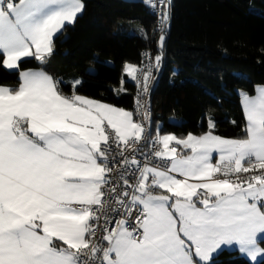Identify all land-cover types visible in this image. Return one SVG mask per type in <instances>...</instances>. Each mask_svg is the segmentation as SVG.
Listing matches in <instances>:
<instances>
[{
  "label": "snow or ice",
  "instance_id": "obj_1",
  "mask_svg": "<svg viewBox=\"0 0 264 264\" xmlns=\"http://www.w3.org/2000/svg\"><path fill=\"white\" fill-rule=\"evenodd\" d=\"M144 3L158 9L163 49L172 0ZM84 9V0H0V67L19 73L16 88L0 85V264H212L233 245L257 261L264 86L239 93L241 138L215 134L211 117L200 134H153L143 97L162 52L124 65L135 112L79 94L80 79L66 95L45 70H21L28 59L45 65Z\"/></svg>",
  "mask_w": 264,
  "mask_h": 264
},
{
  "label": "trees",
  "instance_id": "obj_2",
  "mask_svg": "<svg viewBox=\"0 0 264 264\" xmlns=\"http://www.w3.org/2000/svg\"><path fill=\"white\" fill-rule=\"evenodd\" d=\"M84 3L75 24L56 37L47 63L28 59L21 70H45L63 82L66 95L80 79L79 94L135 112L137 86L124 65L142 66L145 52H162L151 88L153 134L157 128L161 134H200L211 117L215 134L243 137L239 93L253 95L264 86V0H172L163 49L159 23L144 0ZM121 80L127 91L117 95ZM18 81V72L0 67V85L16 88ZM212 264L250 263L236 250H223Z\"/></svg>",
  "mask_w": 264,
  "mask_h": 264
},
{
  "label": "built area",
  "instance_id": "obj_3",
  "mask_svg": "<svg viewBox=\"0 0 264 264\" xmlns=\"http://www.w3.org/2000/svg\"><path fill=\"white\" fill-rule=\"evenodd\" d=\"M148 8H149V12L155 16V18L157 19V23H159V16H158V9L156 11H154L149 5H148ZM151 53V52H150ZM152 55V58H153V62H154V54H151ZM146 58L143 59V63H142V66L144 63H146ZM156 72L157 70L154 68L153 71H152V75L155 77L156 75ZM154 80H152L151 84H150V90H149V93L147 95H145L143 97V100L146 102L148 108L150 109V112H151V130H152V125H153V113H152V96H151V88H152V84H153ZM137 96V87H136V94H135V98ZM135 109H136V103H135ZM137 119H139V117H137ZM153 132V130H152Z\"/></svg>",
  "mask_w": 264,
  "mask_h": 264
},
{
  "label": "crops",
  "instance_id": "obj_4",
  "mask_svg": "<svg viewBox=\"0 0 264 264\" xmlns=\"http://www.w3.org/2000/svg\"><path fill=\"white\" fill-rule=\"evenodd\" d=\"M9 71V70H8ZM14 71V70H13ZM258 87H260V86H258ZM257 88V87H256ZM255 88V89H256ZM253 95H255V91H254V94ZM240 103H241V101H240ZM241 108H242V105H241ZM242 112H243V109H242ZM243 116H244V114H243ZM213 162H215V161H213ZM223 250H236L238 253H239V250H238V248L235 246V245H233V246H231V249H229V247H227V246H223L222 247V250H218V253L219 252H221V251H223ZM244 259H246L250 264H257L258 262H260V261H262V260H264V256H261V257H258L257 258V261H251L249 258H247L246 257V255H244V254H241V253H239ZM215 255H217V254H214V256Z\"/></svg>",
  "mask_w": 264,
  "mask_h": 264
},
{
  "label": "rangeland",
  "instance_id": "obj_5",
  "mask_svg": "<svg viewBox=\"0 0 264 264\" xmlns=\"http://www.w3.org/2000/svg\"><path fill=\"white\" fill-rule=\"evenodd\" d=\"M148 6V5H147ZM148 8V7H147ZM148 12H149V8H148ZM150 13V12H149ZM151 14V13H150ZM152 15V14H151ZM154 16V15H153ZM155 17V16H154ZM155 57V56H154Z\"/></svg>",
  "mask_w": 264,
  "mask_h": 264
}]
</instances>
